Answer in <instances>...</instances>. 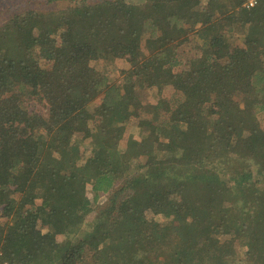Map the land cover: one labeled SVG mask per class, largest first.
Masks as SVG:
<instances>
[{
  "label": "trees",
  "instance_id": "16d2710c",
  "mask_svg": "<svg viewBox=\"0 0 264 264\" xmlns=\"http://www.w3.org/2000/svg\"><path fill=\"white\" fill-rule=\"evenodd\" d=\"M244 2L109 0L0 27V264H264V0ZM136 115L153 134L121 147ZM88 185L110 206L85 231Z\"/></svg>",
  "mask_w": 264,
  "mask_h": 264
},
{
  "label": "rangeland",
  "instance_id": "374dc122",
  "mask_svg": "<svg viewBox=\"0 0 264 264\" xmlns=\"http://www.w3.org/2000/svg\"><path fill=\"white\" fill-rule=\"evenodd\" d=\"M104 1H109V0H0V27L6 24L10 19H13L14 16L20 15L21 13H24L26 11H34L38 14H47L50 12L55 13L57 11L64 10L68 7L80 5L83 3L95 5L97 3H102ZM125 1L126 3L136 7H141L145 3L146 4L149 3V0H125ZM113 11L115 13L118 12L117 9H114ZM228 43L232 51L238 50L241 48L242 36L239 34L238 39H234V37H231L229 38ZM179 52L181 53V57L183 58V60H185L186 62L191 58L193 59L197 57L196 51L192 50V46L186 47V45H183L181 48H179ZM124 64L126 65L124 61L122 62L120 60H116L114 64H109L101 60L97 62H91V65L97 71L111 72L114 78H117L119 76V71L121 68L124 67ZM145 86H143V88H140L135 94L133 100L135 104V111H137L139 107L148 103L151 100L150 88L147 87L148 85ZM238 98L239 97H237L236 99ZM98 102L99 100H96L94 104H97ZM30 109L36 113L45 114L44 108L36 102H32ZM141 126L143 129L141 128ZM136 127H140L142 129L143 135L147 134L151 136L153 134L152 130L149 127L144 126L143 122L139 119L138 115H136L130 118L128 124L121 129L120 136L117 139V140H121L122 143L119 144L121 147L126 146V140L129 137L130 131ZM82 136L83 135L81 134H77L76 138H82ZM147 143L148 146L146 148L148 150L155 149V144L152 142V140L149 139ZM115 145H117V141L115 142ZM239 145L240 146L238 150L241 154H243V152L245 151H250L253 145L252 137L250 135L243 133V135L239 139ZM247 156L248 155H246L245 159L247 158ZM86 195L91 201V211L89 215L86 217V220L83 225V229L85 231H89L95 218L98 217L101 212H103L106 208L110 206V200H109L110 194L109 193L100 194L99 197L95 198L94 193L91 191L90 185H88L86 187ZM151 216H152L151 214H148L149 218ZM54 238L58 242H62L64 240L62 234H56Z\"/></svg>",
  "mask_w": 264,
  "mask_h": 264
},
{
  "label": "built area",
  "instance_id": "2783aa9c",
  "mask_svg": "<svg viewBox=\"0 0 264 264\" xmlns=\"http://www.w3.org/2000/svg\"><path fill=\"white\" fill-rule=\"evenodd\" d=\"M258 0H245L244 7L252 8L257 4Z\"/></svg>",
  "mask_w": 264,
  "mask_h": 264
}]
</instances>
